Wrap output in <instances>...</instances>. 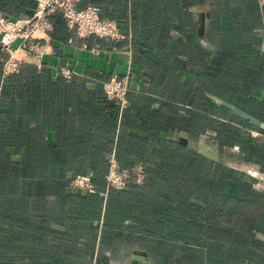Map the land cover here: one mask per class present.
Listing matches in <instances>:
<instances>
[{
    "label": "crops",
    "instance_id": "1",
    "mask_svg": "<svg viewBox=\"0 0 264 264\" xmlns=\"http://www.w3.org/2000/svg\"><path fill=\"white\" fill-rule=\"evenodd\" d=\"M38 5L39 0H0V13L23 23ZM90 6L101 17L116 21L124 40L80 39L55 15L49 34L30 43L34 59L27 64L45 72L32 79L31 88L7 85L0 65V183H5L0 184V264H40V258L49 263L65 256L56 251L55 242L72 240L57 235L63 231L70 235L72 230L71 190L60 192L57 203L56 189L40 184V162L49 164L47 177L66 179L103 177L106 160L116 154L126 167L145 165L149 177L169 175L160 167L169 155L181 158L185 152L192 163L201 159L216 166L215 160L194 151L200 137L193 131L199 130L200 115L206 121L203 133L215 129L217 103L219 111L233 116L222 122L241 133L235 146L241 166H255L262 178L239 173L251 188L239 192L238 218L230 212L232 182L224 191L225 213L219 222L196 216L199 201L191 206L192 213L186 216L190 219L184 214L189 207L176 205L175 224L190 225L197 234L186 235L193 238L191 244H184L183 232L171 241L180 248L203 251L201 264H264V131L220 105L226 101L255 115L233 102L235 96L264 108L262 0H82L78 5ZM61 69L74 75L68 80ZM114 77L129 80L124 114L104 102L103 84ZM217 82L223 83L218 91ZM201 103L206 106L202 111ZM244 139L257 144L254 160L243 158ZM8 175L11 179L1 181ZM105 205L100 218L89 223L90 215L81 214L87 220L84 224H105ZM133 216L128 222L131 233L115 234L131 236L136 243L147 235L143 230L136 233V227L149 221ZM217 225L220 234L215 233ZM198 226H206L201 235ZM136 255L149 260L135 250L129 264Z\"/></svg>",
    "mask_w": 264,
    "mask_h": 264
},
{
    "label": "rangeland",
    "instance_id": "2",
    "mask_svg": "<svg viewBox=\"0 0 264 264\" xmlns=\"http://www.w3.org/2000/svg\"><path fill=\"white\" fill-rule=\"evenodd\" d=\"M264 4V0H262ZM231 100L235 102L238 106L249 108L254 112V116L264 118L259 113H256L255 109L251 107L250 100L241 97L232 96ZM218 103L216 104V125L215 129L211 130L210 133L199 134V141L197 145H193V149L196 153L201 154L205 159L215 160L217 165L220 167L232 170L238 173H247L254 179L261 181V176L259 175L258 168L253 167H242L240 163V150L236 149L235 146L239 145L241 140V133L234 128L230 130L228 128L229 124H225L222 121L224 118H231L228 112L219 111ZM229 118V119H230ZM252 125V124H251ZM256 127V126H253ZM243 144V158H248L254 160L255 155L259 154L258 150L253 148L257 144H253L252 141ZM187 155V154H186ZM189 157V156H188ZM190 161L194 159L190 156L188 158ZM197 163L198 161L195 160ZM138 166V165H137ZM218 167L211 166L209 163L199 160L196 165V169H200V172H194L193 174L189 172L184 178L181 176L166 175L163 173L159 178L155 179L154 188H147L144 191H150L156 194L155 199L151 202L152 210L148 213L141 211L143 209L135 208L132 211V206H113L112 212L109 211V216L114 217L111 222L112 226L106 227L108 233H105V224L101 225L98 221L93 226H86L83 222L79 224L72 225V232L66 234V231L57 233V235L63 239V236L72 237L71 242H55L56 251L62 253L65 256H56L47 263L46 259L40 258V264H129L131 261L130 254L135 250H139L145 256L151 260L152 264H201L205 255L201 250H196L193 252L189 248H180L179 244L171 238L176 237L177 232H183V238L186 240L184 244L192 242V239L186 235H191L195 233L190 225L177 226L175 224L176 213L170 214L176 205L183 204V207H189L199 202H204L207 199L205 194L202 193V186H208L209 177ZM213 178V176H211ZM257 177V178H256ZM144 180L143 184L145 183ZM201 185V187L198 185ZM139 185V184H138ZM256 185L254 188L256 189ZM257 189L261 190L260 187ZM73 193H78L72 196L70 202L71 211L78 214L79 218L84 220V216L81 214H88V210L92 209L89 206L93 205V202L83 203L80 197L87 193L83 190H74ZM83 193V194H81ZM81 195V196H78ZM85 195V194H84ZM202 199V200H201ZM142 205L140 207L145 208L147 201L140 200ZM130 205V204H129ZM128 208V209H127ZM119 209H124L119 212ZM137 210V211H136ZM93 212L92 210H90ZM159 212V213H158ZM165 213V214H164ZM134 214L133 218H136L140 222L149 221L147 225L136 227L137 232L144 231L147 233L140 242H133L127 237L117 236L116 233H128L130 225L128 226L130 216ZM161 214V215H159ZM211 221L217 222L218 215L215 212H210L206 214ZM149 218L150 220H147ZM190 219L191 217H186L185 219ZM202 219V218H201ZM199 234L204 233L206 226H198ZM140 229V230H139ZM107 231V230H106ZM101 233H103L101 237ZM197 234V233H195ZM61 235V236H60ZM125 235V234H124ZM101 239L99 240V238ZM190 241V242H189ZM195 241V240H193ZM178 245V246H177ZM217 249V248H216ZM143 250V251H142ZM145 251V252H144ZM61 255V254H59Z\"/></svg>",
    "mask_w": 264,
    "mask_h": 264
},
{
    "label": "trees",
    "instance_id": "3",
    "mask_svg": "<svg viewBox=\"0 0 264 264\" xmlns=\"http://www.w3.org/2000/svg\"><path fill=\"white\" fill-rule=\"evenodd\" d=\"M37 9V7H36ZM63 19V18H62ZM4 60H6V57L0 53V65L1 67V74L3 75V67H4ZM45 73L43 70H39L37 67L30 65V64H23L20 68L19 71H17L15 74L5 78V82L7 83V85H11L13 87V89L17 90V89H29L31 88L33 82V78L36 76H39L41 74ZM223 87V83H219L217 82V91L218 88ZM222 90V89H220ZM128 99H129V94H128ZM224 99V98H222ZM226 100V99H224ZM104 102L107 104V106H110L112 108H114L115 110L120 111V107L112 101H109L106 97L104 99ZM253 109H255L256 113H259L260 115H262L264 117V108L260 107L258 105H255L254 103L251 105ZM205 105L201 103L200 105V110L202 111L203 109H205ZM127 109V108H126ZM123 110V114L125 113V110ZM200 120H199V130L197 131H193V132H197L198 134H202L203 132L206 131V121H204L202 115H200ZM246 125L253 127L251 124H249L248 122H246ZM185 152V151H184ZM116 156V160L119 163L120 167L124 170H131L134 167H136L137 165H131V166H124L118 159L117 154ZM189 157L186 155V152L183 153L182 157H176V155H169L168 160L165 164H163L160 169L164 168L166 170V172L169 175H173V174H177L181 173L182 178H184L189 172H191L192 174L194 172H200V169H196V163H192V161H190L188 159ZM106 164H107V172L103 177H96V178H92V181L94 183V185L96 186L97 192L95 194H90V193H81L83 194L78 195L81 196L80 199H82L83 202H93L91 207L93 212L90 211V219L88 221V223L90 222V220H95V219H99L101 216V208H103V204L104 202L106 203L105 207H106V211H105V233H108V229H106V227H111L112 226V221L114 220V217L109 216V211L112 212L113 210V206L118 205V206H124V208L128 205V206H132V211L135 210V208L138 209H143L140 210L141 211V215L143 214V211L148 213V211L152 210V206H151V202L156 198L155 197V193L150 191H144L147 188H154L155 184L154 181L155 179L159 178V177H149L148 174V170L145 168V165H138L143 167L144 171H145V175H146V181L144 183V185L142 184H137L136 179L135 178H131L128 182V185L126 187V189L122 190V191H118V190H114V189H109L107 187V181H106V176L108 175L109 172V161L106 160ZM48 166L49 164L47 162H40V184L42 186H47V187H54V189H56L57 191V195L59 197H57V203L61 202L60 201V196L62 195L60 192H62L63 190L65 191V189L68 187L69 191L71 190L72 196L77 195L78 193H73L74 191H72L71 187H70V183L71 180L76 177H72L69 179H66L64 177H47L46 175L49 174L48 173ZM216 167H218L212 174L211 176H213V178L210 176L209 177V183L208 186L203 185L202 186V193L206 195V197H208L207 199H204V202H199L200 205H198L194 211V213H196L197 217L200 218H204V219H210L209 217L206 216V214L210 213V212H215L218 215V222L220 220H222L224 218V208H223V203L225 201V195H224V191L226 189V187L228 186V184L230 182L234 183V192L232 194V196L230 197V201L232 203L231 206V210L230 212L232 213V216L234 218H238L240 217V209H239V204L242 203V201H240L238 199L239 196V192L244 191L245 190V186H248L251 188V185H247L244 184L241 180V175L238 172L232 171V170H228L226 168L220 167L219 165H216ZM176 170V172H175ZM56 172V171H55ZM198 172V173H199ZM30 173V172H29ZM47 173V174H46ZM56 174H58V172H56ZM54 175V174H53ZM79 176V175H77ZM10 178V176L8 175L6 178H1V181H8ZM0 184H5V183H0ZM201 187V185L199 184L198 187ZM106 191H108L106 193ZM106 193L105 196H103L102 194ZM73 198V197H72ZM140 200H144L147 201L146 203V207L142 208L140 207V205H142L143 203H141ZM202 200V199H201ZM130 204V205H129ZM203 205H206L205 208H203ZM215 205V207L213 206ZM128 209V208H127ZM124 209H119V212H122ZM159 213V212H158ZM176 211L175 209H173V211L170 214H175ZM190 213H192V208H188V209H184V214L185 216L189 215ZM165 214V213H164ZM161 215V214H159ZM177 216V215H176ZM72 223H80L83 222L85 223L87 220H82L80 218L77 217H72L71 218ZM221 228V227H219ZM218 225L216 226V230L215 233L216 234H220L222 233V228L219 229ZM107 230V231H106ZM72 232V230H71ZM129 239H131V236H128Z\"/></svg>",
    "mask_w": 264,
    "mask_h": 264
},
{
    "label": "built area",
    "instance_id": "4",
    "mask_svg": "<svg viewBox=\"0 0 264 264\" xmlns=\"http://www.w3.org/2000/svg\"><path fill=\"white\" fill-rule=\"evenodd\" d=\"M82 0H39L34 15L27 21L20 23L5 18L0 13V53L6 57L4 60V79L15 74L23 64L32 63L34 57L30 56V43L34 40L44 39L52 30L51 18L60 15L68 28L75 32L80 39L97 38L108 42H119L125 36L121 33L116 21L101 17L96 7L90 6L79 9ZM25 55V56H24ZM64 78L70 80L74 72L61 69ZM104 93L109 101L115 102L122 113L128 106L130 84L128 77H114L103 84ZM109 172L106 176L107 187L122 191L126 189L131 178L137 184H143L146 175L143 167L136 166L131 170L120 167L115 155H111ZM71 189L83 190L90 194L97 192L92 178L76 176L71 180Z\"/></svg>",
    "mask_w": 264,
    "mask_h": 264
},
{
    "label": "water",
    "instance_id": "5",
    "mask_svg": "<svg viewBox=\"0 0 264 264\" xmlns=\"http://www.w3.org/2000/svg\"><path fill=\"white\" fill-rule=\"evenodd\" d=\"M220 105L222 107L228 109L229 111H231L237 117L245 120L246 122L256 126L258 129L264 131V121L263 120L255 117L254 115H252L250 113L243 111L242 109L238 108L237 106L230 104L226 101H220ZM131 264H151V263L146 257L136 255L132 258Z\"/></svg>",
    "mask_w": 264,
    "mask_h": 264
}]
</instances>
